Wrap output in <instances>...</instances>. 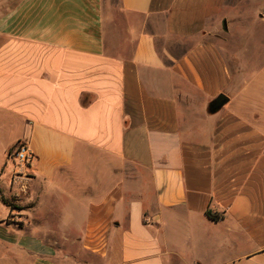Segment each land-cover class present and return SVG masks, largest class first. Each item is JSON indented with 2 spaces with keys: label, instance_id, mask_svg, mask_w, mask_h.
<instances>
[{
  "label": "crops",
  "instance_id": "obj_1",
  "mask_svg": "<svg viewBox=\"0 0 264 264\" xmlns=\"http://www.w3.org/2000/svg\"><path fill=\"white\" fill-rule=\"evenodd\" d=\"M252 1L0 0V264H264Z\"/></svg>",
  "mask_w": 264,
  "mask_h": 264
},
{
  "label": "rangeland",
  "instance_id": "obj_2",
  "mask_svg": "<svg viewBox=\"0 0 264 264\" xmlns=\"http://www.w3.org/2000/svg\"><path fill=\"white\" fill-rule=\"evenodd\" d=\"M112 2H116V0H112ZM253 5H251V14L259 17L260 15H264V0H253ZM251 37H245L248 40L242 44V48L240 52L242 53L243 59L246 61H252V64L257 63L261 56H264V24H259L254 29V32L250 35Z\"/></svg>",
  "mask_w": 264,
  "mask_h": 264
},
{
  "label": "built area",
  "instance_id": "obj_3",
  "mask_svg": "<svg viewBox=\"0 0 264 264\" xmlns=\"http://www.w3.org/2000/svg\"><path fill=\"white\" fill-rule=\"evenodd\" d=\"M8 156L12 159L14 166L18 169V171L14 173L11 183L19 185V187H25V182L30 179L27 171L33 159V155L28 148L26 141H17L9 151Z\"/></svg>",
  "mask_w": 264,
  "mask_h": 264
},
{
  "label": "water",
  "instance_id": "obj_4",
  "mask_svg": "<svg viewBox=\"0 0 264 264\" xmlns=\"http://www.w3.org/2000/svg\"><path fill=\"white\" fill-rule=\"evenodd\" d=\"M227 102V97L224 94H219L208 106L210 113H215Z\"/></svg>",
  "mask_w": 264,
  "mask_h": 264
}]
</instances>
